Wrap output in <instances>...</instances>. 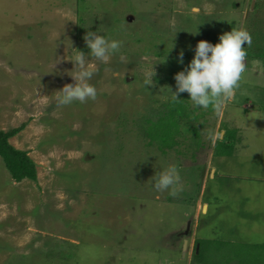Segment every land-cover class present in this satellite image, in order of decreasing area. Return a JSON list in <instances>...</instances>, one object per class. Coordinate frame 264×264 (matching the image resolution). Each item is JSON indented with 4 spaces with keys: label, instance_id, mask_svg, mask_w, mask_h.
<instances>
[{
    "label": "rangeland",
    "instance_id": "374dc122",
    "mask_svg": "<svg viewBox=\"0 0 264 264\" xmlns=\"http://www.w3.org/2000/svg\"><path fill=\"white\" fill-rule=\"evenodd\" d=\"M236 28L252 44L235 98L216 114L180 94L181 134L163 153L145 118L166 111L198 41ZM88 30L123 46L98 65L95 101L58 106L56 91L74 83L70 59L76 49L87 56ZM14 128L8 141L33 159L37 179L16 181L0 158V264H191L198 238L211 242L207 261H227L234 248L242 264H264V229L247 231L229 213L242 179L230 188L214 149L227 129L237 130L234 148L264 144V0H0V130ZM168 165L180 170L176 197L151 185Z\"/></svg>",
    "mask_w": 264,
    "mask_h": 264
},
{
    "label": "clouds",
    "instance_id": "9594fccd",
    "mask_svg": "<svg viewBox=\"0 0 264 264\" xmlns=\"http://www.w3.org/2000/svg\"><path fill=\"white\" fill-rule=\"evenodd\" d=\"M190 33L195 35L197 30ZM83 39L88 49L87 56L83 51L76 49L74 58L70 59L75 71H70L71 74L68 73V75L72 77L74 83L65 84L56 91L58 106L95 101L98 90L91 81L99 72L98 65L109 64L112 57L118 55L123 46L121 40L108 38L99 34L98 31H86ZM251 44V34L244 28L224 32L219 35L218 42L215 44L206 40L198 41L192 59L183 70L174 75L175 91L168 87L172 94L171 101L181 100L180 94L186 92L189 97L187 100L191 101L194 108L204 110L211 108L214 113L220 114L226 103L235 98L236 90L247 69L246 47ZM172 48L173 44L170 50ZM183 57L184 53L181 50L178 53L177 62L183 64ZM120 60L125 62V57L120 55ZM154 76L152 66L146 86L154 84ZM237 116L245 125L247 118L243 113H238ZM150 181L157 192L167 191L172 197H176L183 190L180 170L175 165H168L162 170L155 171Z\"/></svg>",
    "mask_w": 264,
    "mask_h": 264
},
{
    "label": "trees",
    "instance_id": "16d2710c",
    "mask_svg": "<svg viewBox=\"0 0 264 264\" xmlns=\"http://www.w3.org/2000/svg\"><path fill=\"white\" fill-rule=\"evenodd\" d=\"M183 109V99L176 102H172L170 99L166 111L145 118L147 121L145 134L150 137V142L153 140L156 141L158 149H160L163 153L166 152L167 149L173 148L177 143L176 136L181 134L179 129V120H181L180 117L184 118V116H186V114L182 111ZM168 115H175L177 118L175 121L171 120V124H169L170 121H167L165 118ZM153 127L156 128L152 129ZM19 130V128H14L8 131L0 130V158L11 177L16 181H20L23 178H30L35 181L37 179V173L36 165L33 159L27 154V152L16 149L8 141V138L16 134ZM161 130H164V132L159 134ZM236 133V129H227L224 133V136L218 139L216 142L214 148L215 153L218 155H226L232 152L234 143L236 141ZM194 142L198 147L200 144V139L197 129H194ZM202 242H204V244L206 243L203 248L201 246ZM259 244L260 243L257 241L251 244V247H254V251L256 247H259ZM210 245L211 242L208 239H196V246L194 247V253L192 256L193 261L191 264H242L244 261H246L243 259L245 254H243L242 251L241 253L237 250H233L234 248H232V253L230 256L228 252V258H225L227 261H207L204 254L206 247L208 248Z\"/></svg>",
    "mask_w": 264,
    "mask_h": 264
},
{
    "label": "crops",
    "instance_id": "0c3cea01",
    "mask_svg": "<svg viewBox=\"0 0 264 264\" xmlns=\"http://www.w3.org/2000/svg\"><path fill=\"white\" fill-rule=\"evenodd\" d=\"M237 144L238 149L234 147L233 149L234 151L240 150L239 155L234 152L231 156L227 154L218 155L219 158H224V164L221 165V171L222 175H226V180L230 181V188L232 189V186H234L233 184H235L237 180L242 179L240 181V186H234V189H232V191L234 192L228 198V200H230L232 203L236 202V206H234L236 208H234L232 212L229 211V213L235 215V219L240 221V223L244 226L243 228L245 230H252V232H258L261 229H264V144H250L248 142L241 141H239ZM241 144L244 145V148ZM226 158H228L230 161H226ZM210 177H213V175ZM241 192H243L244 195H242ZM215 196L218 195L215 194ZM215 196L214 194L212 195L209 200V207L206 206L208 207V210H211L210 216L211 214H214L217 210L213 204V197ZM147 201L155 205L162 204V202L157 203L154 200L150 199ZM223 210H225V207H223ZM222 211H220L219 213H222ZM204 212L206 214L209 213L202 210L203 214H205ZM171 233L172 231L167 232V234L169 235Z\"/></svg>",
    "mask_w": 264,
    "mask_h": 264
},
{
    "label": "bare ground",
    "instance_id": "6f19581e",
    "mask_svg": "<svg viewBox=\"0 0 264 264\" xmlns=\"http://www.w3.org/2000/svg\"><path fill=\"white\" fill-rule=\"evenodd\" d=\"M205 208H206V206H205Z\"/></svg>",
    "mask_w": 264,
    "mask_h": 264
}]
</instances>
